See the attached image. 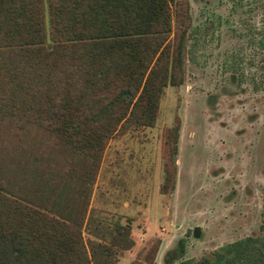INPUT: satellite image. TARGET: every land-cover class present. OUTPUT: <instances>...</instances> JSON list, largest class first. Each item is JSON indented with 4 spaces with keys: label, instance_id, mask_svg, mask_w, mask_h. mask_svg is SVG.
<instances>
[{
    "label": "trees",
    "instance_id": "1",
    "mask_svg": "<svg viewBox=\"0 0 264 264\" xmlns=\"http://www.w3.org/2000/svg\"><path fill=\"white\" fill-rule=\"evenodd\" d=\"M189 27L183 0H0V264H115L131 245L128 217H88L84 242L82 184L108 138L152 126ZM171 264H264V186L257 234Z\"/></svg>",
    "mask_w": 264,
    "mask_h": 264
},
{
    "label": "rangeland",
    "instance_id": "2",
    "mask_svg": "<svg viewBox=\"0 0 264 264\" xmlns=\"http://www.w3.org/2000/svg\"><path fill=\"white\" fill-rule=\"evenodd\" d=\"M183 1L190 27L181 83L162 89L152 126L118 131L106 140L82 184L85 243L100 240L86 231L88 217L89 229L130 218L132 243L117 253L115 264L197 260L258 233L264 0ZM31 135L51 143L41 133ZM56 155L64 175L72 173L67 153Z\"/></svg>",
    "mask_w": 264,
    "mask_h": 264
}]
</instances>
